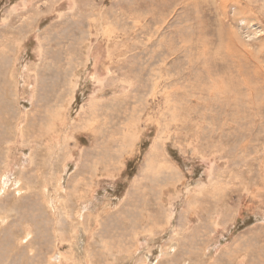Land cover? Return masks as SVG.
Returning a JSON list of instances; mask_svg holds the SVG:
<instances>
[{
	"label": "rangeland",
	"instance_id": "obj_1",
	"mask_svg": "<svg viewBox=\"0 0 264 264\" xmlns=\"http://www.w3.org/2000/svg\"><path fill=\"white\" fill-rule=\"evenodd\" d=\"M0 264H264V0H0Z\"/></svg>",
	"mask_w": 264,
	"mask_h": 264
},
{
	"label": "bare ground",
	"instance_id": "obj_2",
	"mask_svg": "<svg viewBox=\"0 0 264 264\" xmlns=\"http://www.w3.org/2000/svg\"><path fill=\"white\" fill-rule=\"evenodd\" d=\"M163 165V164H162ZM118 248V247H117ZM109 253V252H108Z\"/></svg>",
	"mask_w": 264,
	"mask_h": 264
}]
</instances>
